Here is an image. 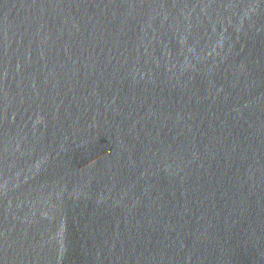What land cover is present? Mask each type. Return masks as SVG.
Masks as SVG:
<instances>
[{
  "label": "water",
  "instance_id": "obj_1",
  "mask_svg": "<svg viewBox=\"0 0 264 264\" xmlns=\"http://www.w3.org/2000/svg\"><path fill=\"white\" fill-rule=\"evenodd\" d=\"M0 264H264V0H0Z\"/></svg>",
  "mask_w": 264,
  "mask_h": 264
}]
</instances>
